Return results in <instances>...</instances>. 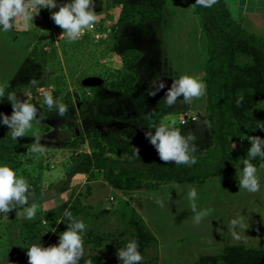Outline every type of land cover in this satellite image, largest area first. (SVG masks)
Wrapping results in <instances>:
<instances>
[{
	"label": "rangeland",
	"instance_id": "1",
	"mask_svg": "<svg viewBox=\"0 0 264 264\" xmlns=\"http://www.w3.org/2000/svg\"><path fill=\"white\" fill-rule=\"evenodd\" d=\"M149 1L95 0L97 39L86 29L75 41L60 36L63 30L51 18L58 8L39 9L27 29L17 18L11 29L0 32V82L9 85L5 92L35 104L37 117H45L17 140L0 122V162L28 180L29 203L37 204L31 220L16 215V209L9 211L7 220L0 219V264H28L27 247L38 239L45 246L55 244L67 227L66 208L87 225L78 264L86 259L92 264H121L117 249L132 238L143 255L140 264H196L235 246L264 249L260 157L252 160L258 166L259 189L250 192L238 184L250 147L247 136L264 138V130L256 128V121L264 122V63L253 51L230 49L216 65L218 70L223 65L221 72L213 81L206 80L201 6L195 0H155L162 15L161 28L156 29L137 22L136 7ZM65 2L57 0L58 6ZM235 21L246 34L260 38L264 50V18L246 14ZM183 74L205 82L203 95L187 102L178 97L166 106L158 85H170ZM44 91L67 106L63 116L55 106L44 105ZM153 91L156 95L149 94ZM239 93L243 99L237 104ZM223 99L234 129L228 151L214 149ZM4 101L0 98V108ZM170 120L182 134L195 136L189 144L195 145L192 155L197 162L187 164L193 165L189 172L178 180L146 177L144 181L154 183L147 189L119 188L106 181L105 167H138L146 158L160 160L144 133H154V126ZM109 133L134 156L108 152ZM37 137L45 146L43 155L31 151ZM96 151L100 159L92 156ZM78 168L87 172L76 173ZM190 187L197 189L195 210L187 197ZM201 209L209 210L208 215L195 222V212ZM232 219L244 225L235 228L239 240L232 235ZM49 225L57 232L45 233Z\"/></svg>",
	"mask_w": 264,
	"mask_h": 264
},
{
	"label": "clouds",
	"instance_id": "2",
	"mask_svg": "<svg viewBox=\"0 0 264 264\" xmlns=\"http://www.w3.org/2000/svg\"><path fill=\"white\" fill-rule=\"evenodd\" d=\"M216 0H195V4L204 8H210ZM95 0H66L58 6L57 0H0V32L8 31L13 27V22L20 18L21 28L27 29L32 22L33 14L41 8L49 10L58 8L51 12L54 23L63 30L60 36H66L69 41L77 40L85 29L94 27L97 20V13L94 11ZM35 83V81H33ZM9 87L8 83L0 82V98L6 97L11 103V115L0 112V122L8 125L9 132L13 140L24 137L27 130L33 127L45 117H37V107L27 99L21 100L14 93L5 90ZM206 88L205 82L197 76L183 74L171 81L170 85L161 82L156 91L164 90V103L172 106L181 97L188 101L192 97H200ZM156 91L150 95H156ZM243 99V94L239 93L236 103L239 104ZM43 103L49 109L56 107L58 114L63 116L67 111V106L61 102L59 97L54 99L50 91L43 92ZM175 121L170 120L154 126V133L149 130L144 134L149 143L155 148L157 155L162 161H173L176 164L195 163V145L189 144L195 136L192 133L182 134ZM256 128L264 130V122L256 121ZM250 147L247 155L242 159L243 167L240 169L238 184L240 188L250 192H256L260 187V176L258 166L253 163V158L260 157L259 167L264 168V138L258 135L247 136ZM31 151L43 155L45 146L39 143L37 137L31 143ZM31 186L28 180L19 174V170L10 164L0 162V213L4 215L0 219L7 220L8 213L16 209V215H22L25 219L31 220L36 216L37 204L29 203L32 196ZM187 197L192 201V208L195 210V200L197 189L190 187ZM24 206V207H21ZM209 210L201 209L195 212L194 221L199 222L202 217L208 215ZM64 216L68 223L65 230L59 232L57 242L45 246L39 239L32 242L27 247L26 255L28 264H78L83 253V237L87 230L85 221L73 216L69 209L64 210ZM46 222V220H45ZM62 221H57L60 223ZM230 224L233 226L232 235L239 240L241 237L235 228H243L244 225L239 219H232ZM46 232L56 233L57 229L49 225ZM117 256L121 264H140L143 255L139 251V245L135 238L128 239L123 247L117 249ZM84 264H92L90 259H86Z\"/></svg>",
	"mask_w": 264,
	"mask_h": 264
},
{
	"label": "trees",
	"instance_id": "3",
	"mask_svg": "<svg viewBox=\"0 0 264 264\" xmlns=\"http://www.w3.org/2000/svg\"><path fill=\"white\" fill-rule=\"evenodd\" d=\"M200 10L199 19L201 29L205 36L208 55L206 61V74L208 79L206 80L213 81L217 72H221L223 65L220 64L218 67L219 70L216 65L219 62L218 60L221 59L222 54L230 49L253 51L257 54L259 61L264 63V50L261 39L251 34H246L241 29L239 24L231 18L224 0H216V3L212 7H201ZM136 14L138 15L137 22L139 24L151 25L156 29L161 28L162 15L159 2L150 0L147 6L138 5L136 7ZM226 104L224 99L218 104L219 111L216 122L217 140L214 147L215 150L222 149L228 151L234 140V129L228 122V108ZM0 112L4 114H11L12 112L11 103L6 97L4 105L0 108ZM106 140L112 145L107 149L112 155L130 154L134 156L133 151L127 148L126 144L120 143L117 136L112 133L106 136ZM94 145L98 146L97 144ZM98 151L92 153L95 159H100L101 152ZM85 156L87 158L91 157L86 153ZM192 166L176 164L173 161L165 162L154 158H146L143 159L138 167L133 165L105 167L103 176L106 181L112 183L115 187L147 189L153 187L154 183L151 180L144 181L146 177H151V179L178 180L181 175L189 172ZM86 172L87 169L85 168H78L76 171V173ZM227 251L231 252V254H228ZM196 264H264V249L235 246L226 248L224 254L221 256L203 257Z\"/></svg>",
	"mask_w": 264,
	"mask_h": 264
},
{
	"label": "crops",
	"instance_id": "4",
	"mask_svg": "<svg viewBox=\"0 0 264 264\" xmlns=\"http://www.w3.org/2000/svg\"><path fill=\"white\" fill-rule=\"evenodd\" d=\"M225 3L234 20H240L246 14L253 18H264V0H225ZM45 134L51 135L52 131H46Z\"/></svg>",
	"mask_w": 264,
	"mask_h": 264
},
{
	"label": "built area",
	"instance_id": "5",
	"mask_svg": "<svg viewBox=\"0 0 264 264\" xmlns=\"http://www.w3.org/2000/svg\"><path fill=\"white\" fill-rule=\"evenodd\" d=\"M87 32H90V34L95 38L97 39L100 35V33H98V31L96 30V27H92V28H89V29H86ZM83 34V33H82Z\"/></svg>",
	"mask_w": 264,
	"mask_h": 264
}]
</instances>
